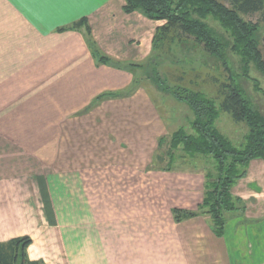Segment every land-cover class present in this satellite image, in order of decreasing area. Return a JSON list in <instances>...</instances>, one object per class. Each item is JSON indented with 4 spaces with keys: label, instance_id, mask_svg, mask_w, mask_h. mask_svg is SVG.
I'll list each match as a JSON object with an SVG mask.
<instances>
[{
    "label": "crops",
    "instance_id": "obj_1",
    "mask_svg": "<svg viewBox=\"0 0 264 264\" xmlns=\"http://www.w3.org/2000/svg\"><path fill=\"white\" fill-rule=\"evenodd\" d=\"M126 0H0V242L28 236L44 264H264V159L231 188L244 209L223 234L197 211L199 168L153 166L166 130L137 70L97 64L82 32L87 18L115 61L142 63L164 24ZM180 103V102H179ZM193 118V114H191Z\"/></svg>",
    "mask_w": 264,
    "mask_h": 264
},
{
    "label": "trees",
    "instance_id": "obj_2",
    "mask_svg": "<svg viewBox=\"0 0 264 264\" xmlns=\"http://www.w3.org/2000/svg\"><path fill=\"white\" fill-rule=\"evenodd\" d=\"M228 4H227V3ZM125 11H139L150 19L165 20L157 29L154 47L159 35L164 38L171 32H181L192 36L195 43L203 46L209 54L220 58L226 43L220 34L209 25L207 19L218 21L232 38V50H236L246 63H255L264 74V0H126ZM256 13L261 19L253 22L246 17ZM82 32L97 64L119 69L141 70L150 64L154 55L144 63H120L102 52L92 37V30L87 18H81L58 31ZM173 33V34H174ZM162 34V35H161ZM178 34V33H177ZM139 79L134 77L132 84L125 91H110L98 95L94 103L106 98L126 96L139 88ZM170 94L179 102L186 103L193 111L189 128L181 127L170 137L161 138L162 146L168 145L167 153L157 155V162L166 163L168 169L175 168L174 153L201 154L212 160V167L205 171V197L197 211L175 209L177 221L194 217L198 214L208 215L215 232L223 234L227 223V213L242 211L241 201L231 193L233 185L247 173L249 163L254 158L264 159V114L254 109L243 96L241 90L231 84L220 89L221 102L209 98L200 91L183 86H169ZM221 112L230 114L237 123H246L249 132L243 143L236 146L221 133L216 122ZM161 146V147H162ZM28 236L0 242V264H44L42 261L29 260L26 249L31 243Z\"/></svg>",
    "mask_w": 264,
    "mask_h": 264
},
{
    "label": "rangeland",
    "instance_id": "obj_3",
    "mask_svg": "<svg viewBox=\"0 0 264 264\" xmlns=\"http://www.w3.org/2000/svg\"><path fill=\"white\" fill-rule=\"evenodd\" d=\"M246 18L257 22L261 19V14L256 13ZM160 21L166 23L165 20ZM207 22L226 43L227 47L220 58L206 52L203 46L197 45L192 36L170 31L166 34L167 37L162 38L159 35L156 50L154 48L152 54L154 56L151 55L153 59L149 60L152 62L141 70H137L138 86L146 90L152 101L156 100L159 106V116L167 119L165 120L166 130L159 138V148L155 154L153 166L157 168L167 167L164 162H155H157V155L158 157L164 156V153L169 150L167 144L161 145L160 139L170 137L181 127L188 129L191 114H193L186 103H179L170 94L169 86L178 85L203 92L209 98L215 99L219 105L222 99L220 89L225 84H231L241 90L254 109L264 114V74L255 63H246L236 50H232L231 35L225 32L218 21L209 17ZM263 33L264 24L262 23ZM216 126L236 146L243 143L249 132L246 123L235 122L230 114L225 112H221ZM174 159L175 168H199L204 172L214 169L212 160L201 154L183 153L181 150H176Z\"/></svg>",
    "mask_w": 264,
    "mask_h": 264
}]
</instances>
